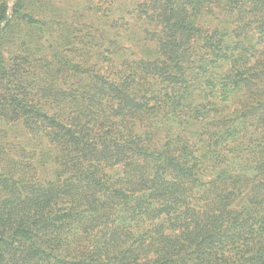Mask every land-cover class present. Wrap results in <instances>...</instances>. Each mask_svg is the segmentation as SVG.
I'll return each instance as SVG.
<instances>
[{
    "label": "trees",
    "instance_id": "16d2710c",
    "mask_svg": "<svg viewBox=\"0 0 264 264\" xmlns=\"http://www.w3.org/2000/svg\"><path fill=\"white\" fill-rule=\"evenodd\" d=\"M0 0V264H264V0Z\"/></svg>",
    "mask_w": 264,
    "mask_h": 264
},
{
    "label": "rangeland",
    "instance_id": "374dc122",
    "mask_svg": "<svg viewBox=\"0 0 264 264\" xmlns=\"http://www.w3.org/2000/svg\"><path fill=\"white\" fill-rule=\"evenodd\" d=\"M8 5H9V7H8V14H10L11 11H12L13 0H8Z\"/></svg>",
    "mask_w": 264,
    "mask_h": 264
}]
</instances>
